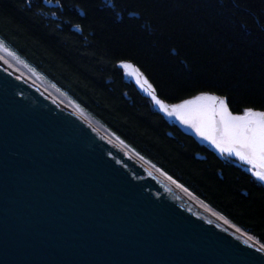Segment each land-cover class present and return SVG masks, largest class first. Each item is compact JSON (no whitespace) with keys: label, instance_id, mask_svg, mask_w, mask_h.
Listing matches in <instances>:
<instances>
[{"label":"trees","instance_id":"trees-1","mask_svg":"<svg viewBox=\"0 0 264 264\" xmlns=\"http://www.w3.org/2000/svg\"><path fill=\"white\" fill-rule=\"evenodd\" d=\"M0 42L125 147L264 245V185L186 135L171 106L200 95L264 111V0H0Z\"/></svg>","mask_w":264,"mask_h":264},{"label":"water","instance_id":"water-1","mask_svg":"<svg viewBox=\"0 0 264 264\" xmlns=\"http://www.w3.org/2000/svg\"><path fill=\"white\" fill-rule=\"evenodd\" d=\"M0 264H264V254L0 68Z\"/></svg>","mask_w":264,"mask_h":264},{"label":"snow or ice","instance_id":"snow-or-ice-1","mask_svg":"<svg viewBox=\"0 0 264 264\" xmlns=\"http://www.w3.org/2000/svg\"><path fill=\"white\" fill-rule=\"evenodd\" d=\"M2 46V42H0ZM127 75L135 77L141 89L148 93L159 108L169 116H177L184 124L214 145L221 153L236 156L241 161L264 169V111L244 110L243 115H233L226 98L200 95L183 104L169 107L157 98L155 90L142 73L132 64L122 63ZM264 182V170L255 171Z\"/></svg>","mask_w":264,"mask_h":264},{"label":"bare ground","instance_id":"bare-ground-1","mask_svg":"<svg viewBox=\"0 0 264 264\" xmlns=\"http://www.w3.org/2000/svg\"><path fill=\"white\" fill-rule=\"evenodd\" d=\"M0 68L8 75L13 76L15 79L19 80L21 83L26 85L33 92L43 97L50 104L60 109L62 112H64V114L73 118L83 128L88 130L95 138H97L115 153L120 155L124 160H126V162L130 163L142 174L146 175L151 180L156 182L165 191L180 199L192 208L201 212L208 219L214 221L223 230L227 231L228 233L234 235L237 238L244 240L251 247L259 250L262 254H264V246H262L258 240L250 236L249 233L231 224L219 213L204 205L199 199L193 196L185 188H183L182 186L171 180L164 173H162L155 167L145 162L139 156L134 154L131 150L125 147L122 143H120L116 138L110 135L109 132H107L105 129L101 128L95 122L90 120L87 116L81 113L67 100H65L54 90L46 86L44 83L39 81L37 78L33 77L20 65H16L13 61L3 56L1 52Z\"/></svg>","mask_w":264,"mask_h":264},{"label":"rangeland","instance_id":"rangeland-1","mask_svg":"<svg viewBox=\"0 0 264 264\" xmlns=\"http://www.w3.org/2000/svg\"><path fill=\"white\" fill-rule=\"evenodd\" d=\"M0 52L3 54V56H5L6 58H8L9 60L13 61L16 65H20L23 69H25L28 73H30L33 77L37 78L39 81H41L43 83V81L41 79L38 78V76H36L33 72L28 71L24 66H22L3 46H0ZM45 84V83H44ZM46 85V84H45ZM49 87V86H48ZM90 119V118H89ZM91 120V119H90ZM95 122V121H93ZM96 123V122H95ZM97 124V123H96ZM98 126H100L99 124H97ZM101 127V126H100ZM102 128V127H101ZM104 129V128H103ZM111 135V134H110ZM121 143V142H120ZM241 164L247 165L249 168L247 170L253 171L252 167L250 166V164L241 161ZM252 173V172H251Z\"/></svg>","mask_w":264,"mask_h":264},{"label":"flooded vegetation","instance_id":"flooded-vegetation-1","mask_svg":"<svg viewBox=\"0 0 264 264\" xmlns=\"http://www.w3.org/2000/svg\"><path fill=\"white\" fill-rule=\"evenodd\" d=\"M232 113V112H231ZM233 115H243V113H232ZM169 116V115H168ZM169 118L173 121H175L177 124H179L180 126H182L184 129H191L192 127H190L189 125L184 124L177 116H169ZM207 143H210L209 141H207ZM211 144V143H210ZM234 156V155H233ZM256 167L253 168V165H250L252 167V169L254 170L251 171L253 173V175H255V171H260V170H264L260 168V162L256 161ZM256 177V176H255ZM257 178V177H256ZM258 180V179H257ZM261 184L264 185V182L258 180Z\"/></svg>","mask_w":264,"mask_h":264}]
</instances>
